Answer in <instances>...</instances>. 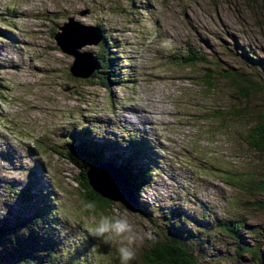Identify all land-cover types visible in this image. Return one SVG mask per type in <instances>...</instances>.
Here are the masks:
<instances>
[{
	"label": "rangeland",
	"instance_id": "1",
	"mask_svg": "<svg viewBox=\"0 0 264 264\" xmlns=\"http://www.w3.org/2000/svg\"><path fill=\"white\" fill-rule=\"evenodd\" d=\"M71 17L102 38L66 46L87 63L83 77L69 72L75 56L53 37ZM101 47L107 83L84 78ZM189 52L207 63L183 66ZM260 114V0H0V232L10 231L32 264H119L120 241L96 240L86 228L101 215L124 216L145 237L131 264H142L150 239L171 232L197 264H264V194L255 189L264 152L247 146ZM85 129L99 168L117 182L104 187L97 167L93 185L130 208L114 200L104 212L83 209L77 171L61 154ZM125 165L143 171V215L125 199L117 173ZM234 222L238 240L222 231Z\"/></svg>",
	"mask_w": 264,
	"mask_h": 264
},
{
	"label": "trees",
	"instance_id": "2",
	"mask_svg": "<svg viewBox=\"0 0 264 264\" xmlns=\"http://www.w3.org/2000/svg\"><path fill=\"white\" fill-rule=\"evenodd\" d=\"M260 3L264 9V0H260ZM100 42L101 40L99 43ZM91 63L93 65V71L89 74L87 80L89 78H95L99 79L101 83H107V78H104L102 75L108 68L107 55L102 47L100 48V51L94 56V58H92ZM180 63L183 66H191L195 63L206 64L207 61L205 55L189 52L185 57L182 58ZM72 73H74L73 70ZM232 74L234 75V73L226 75V78H229L227 76ZM210 77L211 75L209 74V71L202 75V83L204 84L205 88H210L211 86L209 81ZM241 91L242 89H239V92ZM83 132L84 134H79V136H77L75 144L66 145L61 156L77 171L75 183L81 194L82 202H94L96 204L94 212H104L112 203H116L114 202L115 198H112L111 195L103 193L96 187L95 189L93 183H91L92 181L89 175L92 174L91 171L94 170V168L99 167L101 158L99 153L95 150V146L89 142L87 130L85 129ZM247 146L249 149L255 152H264V114L257 115L256 124L247 137ZM136 149L137 150H135V152H139L138 148ZM142 172L143 171H133L132 167L126 165L119 168L117 172L123 181L124 186L126 187L128 197L129 195L132 196L134 204L136 205L135 207L138 209L140 214H142L143 209H141V206L138 205L136 192L138 190V180L142 179ZM100 173L101 172L98 174ZM101 178L102 184L104 187H107V185L110 183V178L105 175L101 176ZM111 184L113 185V183ZM255 189L258 192L264 194V177L261 181L255 184ZM116 201L120 206L128 209L129 205L124 200L123 201L126 203V205L118 200ZM240 227V223L234 222L223 226L222 231L227 233L234 240H238V231ZM11 234L12 233L7 230L0 232V247L7 245L10 252L8 254H10V256H14L12 257L13 260H11L10 256L8 257L6 254H0V264H32L29 254H25L22 249L20 250V247L18 248L14 245L15 243L11 240ZM27 241L31 244L30 240L27 239ZM4 256L6 258H4ZM141 259L142 264H197V261L189 253L179 234H176L175 232L161 234L159 237L150 239L147 244V248L142 252ZM42 264H44V262H42Z\"/></svg>",
	"mask_w": 264,
	"mask_h": 264
},
{
	"label": "clouds",
	"instance_id": "3",
	"mask_svg": "<svg viewBox=\"0 0 264 264\" xmlns=\"http://www.w3.org/2000/svg\"><path fill=\"white\" fill-rule=\"evenodd\" d=\"M172 45L170 40L161 41L160 47L168 51ZM85 211L94 212L96 204L94 202H82ZM89 235L96 240H102L105 243L120 241L116 252L118 254L119 264H131L136 259L138 241L142 242L145 237H139L135 232L129 220L124 216L101 215L96 224L87 227ZM151 238L150 234H146Z\"/></svg>",
	"mask_w": 264,
	"mask_h": 264
},
{
	"label": "bare ground",
	"instance_id": "4",
	"mask_svg": "<svg viewBox=\"0 0 264 264\" xmlns=\"http://www.w3.org/2000/svg\"><path fill=\"white\" fill-rule=\"evenodd\" d=\"M66 39V40H65ZM57 42H58V44H59V46H60V49L62 50V51H64V52H66V53H68V54H74V53H71V51H69L67 48H66V46L67 47H69V48H72V47H74L75 46V43H77L76 41H78V40H81V43H83V44H92L93 42H95L94 40H93V37H87L85 34H80V37H68L67 35H66V37H64V35H63V37H57ZM101 40V39H100ZM74 65H73V67H72V70H73V68H74V70H73V72L77 75V76H84L85 74H86V72L88 71V69H87V63L86 62H84V61H82L81 60V58L80 57H78V56H76L75 54H74ZM103 165V164H102ZM114 168V167H113ZM97 170H100V171H102L101 172V174L103 173V175L104 174H106V175H108L107 173H110V172H106V170H107V168H103V167H98L97 168ZM105 175V176H106ZM92 183V182H91ZM111 183H113V185L111 184ZM117 182L114 180V179H111L110 178V183L107 185V187H109V190L111 189V190H113L112 189V187L114 188V185L116 184ZM94 186V185H93ZM94 188H95V186H94ZM124 188L126 189V187L124 186ZM96 189V188H95ZM115 190V189H114ZM118 195H121L120 194V192H119V194ZM114 197V196H113ZM112 197V198H113ZM115 198V197H114ZM125 198H128V194H127V190L125 191ZM115 200H118V201H120V202H122L124 205H126V203L122 200V199H117V198H115ZM128 208H130V206H128Z\"/></svg>",
	"mask_w": 264,
	"mask_h": 264
},
{
	"label": "water",
	"instance_id": "5",
	"mask_svg": "<svg viewBox=\"0 0 264 264\" xmlns=\"http://www.w3.org/2000/svg\"><path fill=\"white\" fill-rule=\"evenodd\" d=\"M86 14H87V11H80L79 12L80 16H84ZM57 30L59 32L55 33L53 35V37L55 38L56 45L58 46V49L60 51H61L60 46H59V44H58V42L56 40L57 37H63V35H64V37H66V35L68 37H80V34H85L87 37H97V41H95L96 43H98L100 41V37H101L100 34H99V30L96 27H83V26H80L79 24H77L73 20L72 17L71 18H66V22L64 24H62L61 27H58ZM78 48H79L78 46L75 47V50H77ZM72 67L73 66L71 65V67L69 68V72L71 74H74V73H72ZM92 71H93V68L90 70V72L84 78H87Z\"/></svg>",
	"mask_w": 264,
	"mask_h": 264
}]
</instances>
